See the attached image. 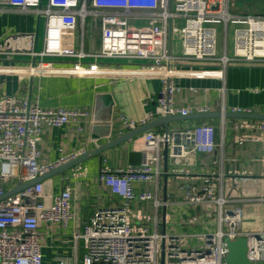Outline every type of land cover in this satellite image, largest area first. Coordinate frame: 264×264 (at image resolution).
<instances>
[{"label":"built area","instance_id":"2783aa9c","mask_svg":"<svg viewBox=\"0 0 264 264\" xmlns=\"http://www.w3.org/2000/svg\"><path fill=\"white\" fill-rule=\"evenodd\" d=\"M239 0H0L1 5L20 10H33L45 17L43 50L40 56H67L81 59L83 52L64 43L77 21L88 14L100 16L101 47L97 56L110 59L139 60L136 69H124L130 75L155 76L160 86L155 94L142 100L143 116L134 120L119 114L122 126L132 130L161 116L208 113V104L176 107L175 99L182 88L175 82L181 77L224 79L226 68L235 62L264 61V13L230 12V2ZM254 1V0H246ZM264 1V0H256ZM1 7V6H0ZM1 10V9H0ZM220 41H218V29ZM231 35V47L228 37ZM25 37L33 46L37 36ZM180 43V54L174 53L173 37ZM20 36L3 38L0 55L8 57L28 51ZM52 71L49 64L32 66L28 73ZM75 74L103 71L95 63L85 66L79 60L70 68ZM191 93L199 89L190 86ZM203 92L206 89H202ZM221 113L224 108L220 107ZM230 112H250L231 108ZM88 116L84 110L43 109L26 95L0 93V197L17 185L69 162L85 153V149L59 159L40 163L39 142L44 129L72 124L82 131L80 120ZM221 128L223 130V119ZM248 127L246 122L235 128ZM255 128L264 136V120ZM216 130L202 122L182 129L145 131L133 140L141 151L138 165L111 168L102 163L98 180L122 203L95 210L74 240L82 243L80 258L60 256L57 264H229L226 261L225 238L246 239V264H264V227L258 232H241V214L227 208L229 199L214 196L205 180L200 190L191 184L182 186L184 199L209 214L216 212L218 227L214 232L197 237L195 246L187 244V236L157 229V214L147 215L130 207L132 201L152 203L155 211L166 205L149 191L135 192L134 181L156 183L161 174V150L164 146L176 163L197 153L215 150ZM184 174L183 168H173ZM76 176L80 172L74 173ZM41 182L0 199V264H46L42 259L39 224L56 223L68 226L73 218L71 188H64L46 203ZM191 217L188 223H194Z\"/></svg>","mask_w":264,"mask_h":264},{"label":"crops","instance_id":"0c3cea01","mask_svg":"<svg viewBox=\"0 0 264 264\" xmlns=\"http://www.w3.org/2000/svg\"><path fill=\"white\" fill-rule=\"evenodd\" d=\"M45 4L46 0H42ZM263 7L264 1L248 2ZM0 47L8 36H37L33 46L28 39L23 40L28 51L11 57L0 55V93L26 95L43 109L67 108L84 110L88 116L80 120L82 131L72 124L46 128L41 134L39 148L40 163L52 162L80 149L93 152L103 144L120 138L131 131L122 126L119 114L134 120L144 114L143 98L155 94L160 82L155 76L127 74L124 69H136L142 63L138 60L110 59L97 56L101 47L100 16L88 14L78 20L75 29L65 37L76 51L85 54L81 59L67 56H40L43 50L45 17L33 10H20L0 4ZM246 12V11H244ZM248 13V12H247ZM253 13V14H255ZM43 26V36L38 49V32ZM80 61L85 66L95 63L103 71L92 74H75L70 68ZM49 64L52 71L28 73L32 66ZM175 82L182 88L176 95V107H191L208 104L209 112H230L231 108H246L250 112L264 113V61L235 62L224 73V79L210 77H181ZM198 90L191 93L188 87ZM202 89H206L205 92ZM221 112V111H220ZM189 115V114H188ZM177 116V115H172ZM182 116V115H178ZM163 117V116H161ZM156 117L150 121H153ZM223 119V130L221 128ZM149 121V122H150ZM260 120L249 118H206L182 119L167 125L157 124L149 131L182 129L202 122H209L216 130V148L211 153H197L182 158L176 163L161 150V174L156 183L134 181L135 192L149 191L156 194L166 205L155 211L151 201H132L130 207L147 215L157 214V229L187 236L190 246L199 243L201 234L214 232L218 227L216 212L210 214L199 206H193L184 199L182 186L191 184L200 190L208 180L214 196L222 194L229 199L227 208L237 209L241 214V232H258L264 227V136L255 126ZM246 122L248 127L235 128V124ZM139 127V126H138ZM133 130V129H132ZM146 130V131H148ZM145 132V131H144ZM142 133L106 148L100 154H93L74 166L61 164L57 171L40 182L49 203L65 185L71 188V209L73 218L68 226L41 222L38 227L42 259L46 264H57L60 256L80 258L82 243L73 235L80 233L95 210L122 203L119 196L98 180L100 165L111 168H126L141 162V151L133 147V140ZM64 166V167H62ZM181 167L186 173L177 174L172 169ZM80 172V175L74 173ZM10 191V190H9ZM195 217V222L188 220Z\"/></svg>","mask_w":264,"mask_h":264},{"label":"water","instance_id":"95a60500","mask_svg":"<svg viewBox=\"0 0 264 264\" xmlns=\"http://www.w3.org/2000/svg\"><path fill=\"white\" fill-rule=\"evenodd\" d=\"M224 117V118H249V119H258V120H264V113H255V112H228L224 111L221 113L220 111H215V112H208V113H202V114H189L185 116H163L160 118H157L153 121H150L142 126H139L125 134L124 136L117 138L115 140H112L111 142H108L107 144H103L100 147L96 148L93 152H88V153H83L80 156L75 157L74 159L70 160L69 162H66L64 166H74L78 163H80L83 159H86L88 156H93V154H100L103 152L106 148L116 144L119 141H123L126 139H130L152 127H154L157 124H168L171 121H176V120H182V119H206V118H218V117ZM163 155L164 157L166 156V146H164L163 150ZM62 166V167H64ZM58 169L55 168L46 174L42 176H38L28 182L22 183L17 185L14 189L7 191L3 196L0 197V199L6 197L9 194L16 193L28 186L33 185L34 183L40 182L43 180L46 176L53 174L56 172ZM209 236L210 233H207ZM226 243V248H227V256H226V261L229 264H246V239L244 237H237L234 240H229L227 238L224 239Z\"/></svg>","mask_w":264,"mask_h":264},{"label":"rangeland","instance_id":"374dc122","mask_svg":"<svg viewBox=\"0 0 264 264\" xmlns=\"http://www.w3.org/2000/svg\"><path fill=\"white\" fill-rule=\"evenodd\" d=\"M249 1H246V0H239V1H235V2H230V12H235V13H238V12H244L246 11L245 13H255V12H262L263 11V7L260 5V4H257V3H254L253 5H249L248 4ZM258 2V1H256ZM43 26L42 24H40V28H39V32H38V36H39V39H38V49H40L41 47V43H42V36H43ZM218 29V41L221 42L220 40V34H219V31L220 29ZM173 45H174V53L176 54H180V43H179V40L178 38L175 36L173 37ZM228 47L230 49L231 47V35H229L228 37ZM139 61V60H138ZM141 62V61H140ZM142 63V62H141Z\"/></svg>","mask_w":264,"mask_h":264},{"label":"trees","instance_id":"16d2710c","mask_svg":"<svg viewBox=\"0 0 264 264\" xmlns=\"http://www.w3.org/2000/svg\"><path fill=\"white\" fill-rule=\"evenodd\" d=\"M249 2H256V0H254V1H249Z\"/></svg>","mask_w":264,"mask_h":264}]
</instances>
